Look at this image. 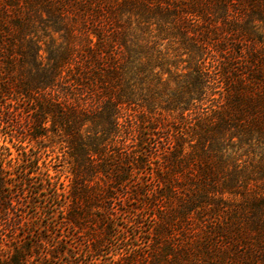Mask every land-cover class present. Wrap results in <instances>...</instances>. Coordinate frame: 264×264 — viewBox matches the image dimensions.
Here are the masks:
<instances>
[{"label":"trees","instance_id":"16d2710c","mask_svg":"<svg viewBox=\"0 0 264 264\" xmlns=\"http://www.w3.org/2000/svg\"><path fill=\"white\" fill-rule=\"evenodd\" d=\"M0 136V264H264V0H0Z\"/></svg>","mask_w":264,"mask_h":264},{"label":"rangeland","instance_id":"374dc122","mask_svg":"<svg viewBox=\"0 0 264 264\" xmlns=\"http://www.w3.org/2000/svg\"><path fill=\"white\" fill-rule=\"evenodd\" d=\"M7 131L13 132L15 134H18L17 131L15 130L14 126H8ZM3 136H0V144H1V138ZM16 142V140H15ZM6 145L9 147V150L11 152L12 156H16L17 155V150L14 146H12V144L10 142H6ZM40 160L42 161H46L47 162V166L51 165L50 167H54L57 170V174H56V179L57 181L63 182L65 184V186L68 185L69 183V179H68V174H69V169H68V165L65 163V158L62 152V149L55 145L52 150L50 151H45V152H41L40 154ZM68 169V170H67ZM54 170H50L51 173H53Z\"/></svg>","mask_w":264,"mask_h":264}]
</instances>
